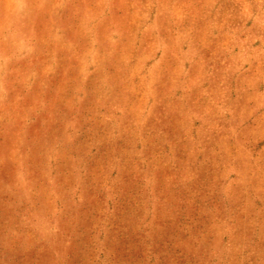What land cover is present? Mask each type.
<instances>
[{"label": "rangeland", "instance_id": "obj_1", "mask_svg": "<svg viewBox=\"0 0 264 264\" xmlns=\"http://www.w3.org/2000/svg\"><path fill=\"white\" fill-rule=\"evenodd\" d=\"M0 264H264V0H0Z\"/></svg>", "mask_w": 264, "mask_h": 264}]
</instances>
